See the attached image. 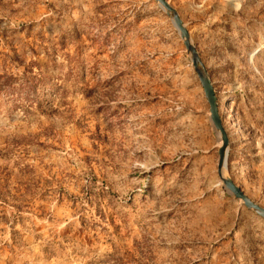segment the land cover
<instances>
[{"label":"rangeland","instance_id":"1","mask_svg":"<svg viewBox=\"0 0 264 264\" xmlns=\"http://www.w3.org/2000/svg\"><path fill=\"white\" fill-rule=\"evenodd\" d=\"M228 1L246 70L219 89L227 134L264 124V0ZM171 23L156 0H0V264H264Z\"/></svg>","mask_w":264,"mask_h":264},{"label":"crops","instance_id":"2","mask_svg":"<svg viewBox=\"0 0 264 264\" xmlns=\"http://www.w3.org/2000/svg\"><path fill=\"white\" fill-rule=\"evenodd\" d=\"M167 1L177 11L189 31L205 67L210 73L213 70L216 71L211 75V80L218 92V99L223 93L219 90L221 85L236 88L237 85L243 84L246 61L245 58L242 61V57L238 56L239 64L233 62L236 58V51L231 50V45L235 44L237 25L244 29L246 27L245 15L238 14L237 16L232 3L228 0ZM248 29L250 34V25ZM245 49L244 47L243 51ZM247 67L250 70V61ZM233 94V99H236V91ZM241 113L243 114L241 115ZM233 115L238 121H241L245 110L236 107ZM226 124H231L228 128L230 139L228 150L230 171H228L231 173V178L254 201L258 197L256 189L262 185L261 181L263 180L264 207V124H239L234 119L233 122L226 121ZM246 186L249 191L245 190Z\"/></svg>","mask_w":264,"mask_h":264},{"label":"water","instance_id":"3","mask_svg":"<svg viewBox=\"0 0 264 264\" xmlns=\"http://www.w3.org/2000/svg\"><path fill=\"white\" fill-rule=\"evenodd\" d=\"M156 3L163 9L170 21L173 23L179 33L193 65L194 71L204 90L205 98L210 107V120L215 130L221 138V146L219 149V175L223 183V189L232 198L244 204L251 212L264 220V208L250 199L244 191L235 184L228 172V150L230 146L229 136L223 124V118L220 113L218 95L211 81L210 74L205 67L203 60L194 45L189 31L185 27L177 11L169 4L167 0H156Z\"/></svg>","mask_w":264,"mask_h":264},{"label":"bare ground","instance_id":"4","mask_svg":"<svg viewBox=\"0 0 264 264\" xmlns=\"http://www.w3.org/2000/svg\"><path fill=\"white\" fill-rule=\"evenodd\" d=\"M222 182V181H221Z\"/></svg>","mask_w":264,"mask_h":264}]
</instances>
